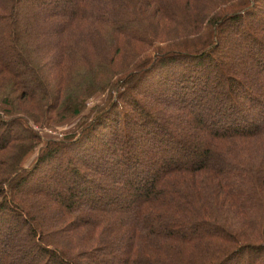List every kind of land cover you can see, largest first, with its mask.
Wrapping results in <instances>:
<instances>
[{
	"label": "trees",
	"instance_id": "trees-1",
	"mask_svg": "<svg viewBox=\"0 0 264 264\" xmlns=\"http://www.w3.org/2000/svg\"><path fill=\"white\" fill-rule=\"evenodd\" d=\"M261 14L264 0H0V264L22 258L23 228L38 264H264ZM227 30L244 73L219 54ZM199 63L218 73L208 97L207 80L170 77ZM93 94L77 131L33 127Z\"/></svg>",
	"mask_w": 264,
	"mask_h": 264
},
{
	"label": "rangeland",
	"instance_id": "rangeland-1",
	"mask_svg": "<svg viewBox=\"0 0 264 264\" xmlns=\"http://www.w3.org/2000/svg\"><path fill=\"white\" fill-rule=\"evenodd\" d=\"M45 1V0H43ZM49 0H46V2H48ZM262 18H264V14H261ZM256 19V17H254ZM264 23V22H262ZM221 45H220V52L219 54L225 57V60L229 61L227 56L233 55V58H235V61L237 60V67L242 73L248 71L247 66L244 67L245 62H243L244 59H246V55L243 53V48L241 47V45L238 43V37L235 35H232V33L229 32V30H227L226 32H224V34H222L221 37ZM244 43H248V41H244ZM234 60V59H233ZM233 62V61H232ZM243 63V64H242ZM167 66H170L167 64ZM206 65H204V63H199L197 64L196 67L201 68V71H196L194 70V67L191 69V67L184 65H178L176 67V65H171L168 69H171V73L170 77H175L177 76V84L179 82L182 81V77H191L192 79H196L201 85H204V83H206L205 80H207L208 82V89L206 90V92L204 93V96H209L210 94L213 93V84L218 81V73L213 70V68L209 69L207 67H205ZM251 67V66H250ZM162 73V74H161ZM165 73V68H160L158 69V71H156L152 77L154 76H158V74H160L159 76L163 75ZM208 75V76H207ZM84 79V78H83ZM149 81L151 80V78L148 79ZM146 81L147 83L149 81ZM81 81V80H80ZM83 82V81H82ZM146 84V83H145ZM170 85V84H169ZM218 85V84H217ZM153 93V91H152ZM159 94V95H158ZM94 98L96 99H89L88 102L85 104V108L83 110L80 111V113H78L77 115H72L69 116L68 121H65L63 123H61L60 125H53L50 127H41L42 130L39 131V127L36 125H33V127L37 130V132L39 133V135H43L44 133L50 134V135H55V137L57 136L58 138L62 135H66L72 132L77 131L78 129L82 128L85 126V124H88L89 121L93 118V114L89 109L93 107V104H96L98 102V100L100 99H105V96L100 97V95H96L93 94ZM155 95L158 97L162 96V94L156 92ZM139 98V97H138ZM162 98V97H161ZM221 108H225L224 105L220 106ZM178 112L179 116H185L186 119H191L194 118L195 116H192L191 114L187 113V110L185 109H181L178 108ZM174 115V114H173ZM193 115H195L193 113ZM258 120V121H257ZM255 120V123H259L260 119ZM242 125V124H241ZM240 124L238 125V127L241 126ZM112 128V127H111ZM110 128V129H111ZM175 130V132L181 134V131H179L176 127L173 128ZM101 130V129H100ZM111 131H113V129H111ZM186 140V137H183V141ZM186 142V141H184ZM186 144V143H185ZM187 147H188V152L187 155L181 159V162H193L195 158H197V153L200 152V148H197V146H193V144H191L190 142H187ZM37 151L38 150H33L31 151L25 158L24 160V166H29L33 163L36 155H37ZM99 176V175H97ZM149 180V179H147ZM119 197H121L119 195ZM123 198H125L123 196ZM122 199L119 200V202ZM21 231V232H20ZM15 237H14V242H12L11 245L12 248L10 247L9 249V260H12L14 258H17L19 255L22 257L20 260H18L16 263L17 264H38L39 260H40V256L39 255H34L33 257H24L22 256L24 253H27L28 251H30L31 249V245L28 241H24L25 238H23V234L22 232H26V230L23 228L22 230H20ZM16 247H18L19 251H13V249H15ZM26 259V260H24ZM238 259H235L233 262L237 261ZM15 262V261H13ZM15 263V264H16Z\"/></svg>",
	"mask_w": 264,
	"mask_h": 264
}]
</instances>
